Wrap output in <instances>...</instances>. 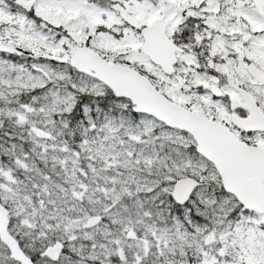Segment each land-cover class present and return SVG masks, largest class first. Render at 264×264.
<instances>
[{"label": "snow or ice", "instance_id": "6c2138e0", "mask_svg": "<svg viewBox=\"0 0 264 264\" xmlns=\"http://www.w3.org/2000/svg\"><path fill=\"white\" fill-rule=\"evenodd\" d=\"M0 264H264V0H0Z\"/></svg>", "mask_w": 264, "mask_h": 264}]
</instances>
